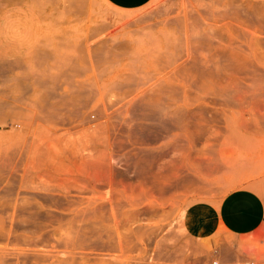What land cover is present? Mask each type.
I'll return each instance as SVG.
<instances>
[{
    "label": "rangeland",
    "instance_id": "obj_1",
    "mask_svg": "<svg viewBox=\"0 0 264 264\" xmlns=\"http://www.w3.org/2000/svg\"><path fill=\"white\" fill-rule=\"evenodd\" d=\"M263 189L264 0H0V264H264Z\"/></svg>",
    "mask_w": 264,
    "mask_h": 264
},
{
    "label": "crops",
    "instance_id": "obj_2",
    "mask_svg": "<svg viewBox=\"0 0 264 264\" xmlns=\"http://www.w3.org/2000/svg\"><path fill=\"white\" fill-rule=\"evenodd\" d=\"M259 203L261 204V207L264 210V189H263L261 202ZM259 210H260L259 206H255V205L251 206V208H249L245 213V219H246L245 226L240 225L239 227L242 228L243 230H246L248 228L253 229L254 227L258 226L263 220V217H261V212Z\"/></svg>",
    "mask_w": 264,
    "mask_h": 264
},
{
    "label": "bare ground",
    "instance_id": "obj_3",
    "mask_svg": "<svg viewBox=\"0 0 264 264\" xmlns=\"http://www.w3.org/2000/svg\"><path fill=\"white\" fill-rule=\"evenodd\" d=\"M87 154V153H86ZM60 163V162H59ZM53 165V164H52ZM87 166V165H86ZM53 167V166H52ZM83 167V166H82ZM59 171V170H58ZM81 171V170H80ZM73 172V171H72ZM93 173H94V171H93ZM84 176H85V174H84ZM90 178V177H89ZM91 179V178H90ZM45 187V186H44ZM49 201V200H48ZM99 211V210H98ZM100 212V211H99ZM90 216V215H89ZM16 217V216H15ZM82 217V216H81ZM40 219V218H39ZM99 220V219H98ZM16 224V223H15ZM21 224H22V222H21ZM27 224V223H26ZM85 224V223H84ZM80 225H82V224H80ZM97 225V224H96ZM85 226V225H84ZM83 225L80 227L81 229H78L79 231L81 230L82 231V227H84ZM88 226V225H87ZM79 227V226H78ZM98 227V226H97ZM75 228V227H74ZM77 228V227H76ZM71 229H73V228H71ZM70 231V230H69ZM99 231V230H98ZM76 231H74V233H75ZM78 232V231H77ZM70 233V232H69ZM73 233V234H74ZM67 234V233H66ZM77 234V233H76ZM76 234H74V235H76ZM79 234H81V233H79ZM100 234V233H99ZM71 235H72V233H71ZM80 236V235H79ZM65 237H67V235L65 236ZM64 237V238H65ZM68 239V238H67ZM83 239V242H84V240L86 239H84V238H82ZM63 240V239H62ZM80 240V239H79ZM94 240V239H93ZM57 241V240H56ZM71 241V240H70ZM99 241V240H98ZM58 242H60V241H58ZM62 242V241H61ZM66 242V241H65ZM72 242V241H71ZM87 241H85V243H86ZM90 242H94V241H91L90 240ZM67 243H69L68 241H67ZM98 243V242H97ZM96 243V244H97ZM30 244V243H29ZM73 244V243H72ZM71 244V245H72ZM92 244V243H91ZM95 244V243H94ZM100 244V243H99ZM50 245V244H49ZM66 245V244H65ZM70 245V244H69ZM67 246V245H66ZM68 247V246H67ZM73 247V246H72ZM80 249H81V247H79ZM91 248V247H90ZM93 248V247H92ZM111 248V247H110ZM98 249V248H97ZM54 250V249H53ZM78 250V249H77ZM106 251V250H105ZM62 253V252H61ZM75 253V252H74ZM81 253V252H80ZM61 255V254H60ZM64 255V254H63ZM67 255H68V253H67ZM65 256V255H64ZM85 257V256H84Z\"/></svg>",
    "mask_w": 264,
    "mask_h": 264
},
{
    "label": "built area",
    "instance_id": "obj_4",
    "mask_svg": "<svg viewBox=\"0 0 264 264\" xmlns=\"http://www.w3.org/2000/svg\"><path fill=\"white\" fill-rule=\"evenodd\" d=\"M213 264H219L218 260H214Z\"/></svg>",
    "mask_w": 264,
    "mask_h": 264
}]
</instances>
